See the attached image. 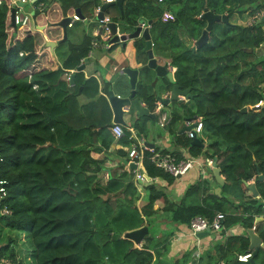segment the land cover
I'll use <instances>...</instances> for the list:
<instances>
[{"label":"trees","instance_id":"obj_1","mask_svg":"<svg viewBox=\"0 0 264 264\" xmlns=\"http://www.w3.org/2000/svg\"><path fill=\"white\" fill-rule=\"evenodd\" d=\"M39 1L46 4L38 14L47 15V30L59 29L57 38L49 36L57 41L62 29L56 22L79 9L83 18L74 19L68 28L76 21L87 24L100 3ZM204 8L226 14L227 22H214L208 41L192 49L207 24L202 18ZM165 10L174 14V20H161ZM106 11L120 33L133 32L139 18L151 21L154 55L170 61L174 82L182 90L189 88L191 95L179 102L190 106L180 112L170 108V124L175 127L197 117L203 122L198 142L192 143L185 132H176L175 138L190 156L216 161L225 180L220 195L210 192L219 186L214 177L199 178L177 202L170 200L165 187L154 180L171 184L176 177L157 167L149 152L143 167L150 180L136 184L123 147L132 143L129 128L146 135L153 120L132 114L123 135L116 138L111 131L112 109L102 94L108 92L109 83H104L101 92L95 77L86 78L83 71H77L88 58L98 23L84 30L79 40L71 42L67 34L56 48L60 64L45 67L39 60L49 54L50 47L30 26L14 30L8 0H2L0 178L6 181V194L0 197V206L8 212L0 210V257L8 264H264L263 248L252 262L237 260V254L249 251L246 231L225 236L222 230V239L197 262L191 251L171 258L168 247L173 232L164 235L196 216L212 220L216 212L225 214V229L241 224L247 230L256 215L264 213V179L254 183L257 196L246 184L264 175V104L254 107L264 101V53H254L264 44V21L256 23L264 14V0H123V18L116 6ZM244 13L253 21H232ZM21 31L27 32L13 40L12 35ZM133 44L140 63L136 96L155 111V94L169 91L173 83L147 67L143 38L134 39ZM72 73L70 84L67 75ZM244 106L247 110L242 112ZM154 149L179 154L156 145ZM142 226L148 227V233L138 246L123 237Z\"/></svg>","mask_w":264,"mask_h":264},{"label":"water","instance_id":"obj_2","mask_svg":"<svg viewBox=\"0 0 264 264\" xmlns=\"http://www.w3.org/2000/svg\"><path fill=\"white\" fill-rule=\"evenodd\" d=\"M110 6H116L119 9L121 18L124 17L123 0H114L110 3L102 4L100 7V11L97 14L96 18L102 19L104 16V12ZM74 13H75L74 15L77 18L79 19L83 18V15L80 13L79 9H76ZM202 18L206 20L207 24H206V27L203 29L200 37L194 42V46L192 47V49L198 48L208 41L209 32L211 31L214 22H219V21L227 22L226 14H222V15L215 14L212 11H209L207 8H204ZM10 21H11V25L13 27H16L13 21V10L10 11ZM144 21L145 20L143 18L138 19L139 24L143 23ZM263 21H264V14L256 20V23L263 22ZM71 22H72L71 16H66L62 18L61 20H59L58 22H56V24L60 26L62 29V38L56 42L47 40L46 44L47 46L50 47L51 50H53L58 43L63 42L67 39V28ZM84 22H87V20L84 19ZM146 23L150 24L151 21L148 20L146 21ZM108 26H109L110 35H111L108 40V43L110 44H113V43L115 44V42L116 43L121 42L122 46L125 47L127 40L143 38L145 42L143 50L147 57V62H146L147 67L153 70L156 76L166 77L171 83H173V85L171 86L168 92H165L164 94H157V93L155 94V97H154L155 104H161L162 106L171 108L173 106L174 101L179 103L182 100L188 99L191 97V95L189 94V88L182 90L174 82L173 73H172V70L169 64L167 62L164 64L159 63L158 59L154 56L153 49H152V40L150 37L148 27L142 28L140 25H138L133 32L126 33V34L124 33L119 34L118 29H117V24L115 22L113 21L109 22ZM40 28H42V26ZM100 32H101V29L99 30V33ZM87 60L88 58L83 59V62L77 67V71L84 70L85 62ZM122 76H125L126 79L122 80ZM138 76H139V68L131 67V66L122 67L117 72L118 79L114 80V82H111V83L115 84V86L122 84L123 85L122 89L124 91L129 89V91L122 93V96H121V95H116L114 93L112 89V85L108 87V92H107L108 101L113 111L112 115H113L114 123H120L124 125V121L122 118L123 114L125 112H129V111L131 112L132 110H133L135 117L138 119L143 116L149 117L152 120L156 119L157 117L156 112L150 111L148 106L143 104L140 98L136 96V84L138 81ZM73 79H74V73H72L69 76L70 84H73ZM246 110H247L246 106H244L241 109L242 112H245ZM190 119L191 118H186L185 120L188 121ZM191 126L192 124L184 125L182 129L180 130V133L186 131L187 129H190ZM144 142L146 145L154 147L153 143H149L146 141ZM195 142H198V137L193 138L192 143H195ZM129 168L136 169L137 168L136 163H133V162L129 163ZM211 171H212L214 179L219 184V186H216L215 188L210 190V192H214L215 194L220 195L221 186L224 184L225 180H224V177L220 173V168L217 166L216 161L212 162ZM179 176L180 175H178L177 177ZM146 178L149 179V177L147 176ZM263 179H264V175L258 174L256 179H254L252 182L246 183L248 185V188L251 190L254 196L258 195L255 185H254L255 181L263 180ZM258 219L261 220V218H258ZM147 233H148V227L142 226L135 230H131V231L124 233L123 237L132 240L135 246H138V244L141 242V240ZM247 233H248L249 240H250L249 249L252 250V255L254 256L260 248L264 249V243L261 241V238L257 234H255L251 229H248ZM208 234H209V230H205L203 232L197 233L196 236L203 237ZM252 259L253 257L250 258L249 261L252 262Z\"/></svg>","mask_w":264,"mask_h":264},{"label":"crops","instance_id":"obj_3","mask_svg":"<svg viewBox=\"0 0 264 264\" xmlns=\"http://www.w3.org/2000/svg\"><path fill=\"white\" fill-rule=\"evenodd\" d=\"M23 8L25 10H30V8H32V5L24 4ZM36 14L37 15L36 16L34 15V17H33V20L30 23H28L26 26L27 27L30 26V27H32L33 30L39 31L43 37V40L45 41L46 46H47V44H46L47 40L56 42L57 40L51 39V38H49V36L51 35V36H54V38H57V36L59 35V29L58 30H57V28L49 29V31H48L47 30L48 29L47 21L45 19V16L39 15L38 12H36ZM9 22H10V26L15 30L16 27H13L11 25L10 20H9ZM26 26H24V27H26ZM41 26H42V28H40ZM24 30H26V28H24ZM25 32H27V31H25ZM25 32L23 31V33H22V31H21V32H18L16 34H13L12 35L13 40L22 38L25 35ZM133 42H134V40H127V44L125 47L121 46L120 44L118 46H116L114 43L111 44L109 47L103 46V49L105 51L100 49V48H102L101 46L90 48V51L88 53V60L85 62V68L83 70L84 76L86 78H88L90 76L95 77L99 82V86H100L99 88H100V91L102 92L103 87H104V82H109L108 87L110 85H113L111 82H114V77H115V75H117V72H118V70H120V68L125 67V66H131V67L139 68L140 63L137 62V59L135 56V47H134ZM56 48H57V45L55 46V48L53 50H51L49 48L50 49L49 54H47L45 56L42 55L41 59L39 60V65L45 66V67H51L56 63L60 64V60H59L58 52H57ZM93 50H95V52H93ZM97 50L99 53L98 57L96 54ZM38 54H41V50H38ZM154 56L158 59L159 63H161V64H164L167 62L169 64V66L171 67V70L173 73V68L170 65V61L167 58L162 57V56H156V55H154ZM98 60H104V61L99 63ZM82 62H83V60H82ZM108 62L112 63V66L110 67V69L107 67ZM98 64H101L105 68V70H102L101 68H99ZM125 79H126V77L122 76V80H125ZM118 88L119 89L123 88V85L119 84L117 86L112 87V89L116 95L122 96V93L118 90ZM80 99L82 100L81 96H80ZM143 104H145L144 101H143ZM112 113H113V111H112ZM122 118L124 121V126L129 125L132 121L131 112L130 111L125 112L123 114ZM186 121L187 120L184 119V121L180 125L177 124L175 127H173L169 122L167 125L162 127V128H164L163 133H156L151 128L148 131L151 134L140 135V136L144 139V141L149 142V143H153L154 146L155 145L158 146L161 150H164L165 152L176 151L179 154H181L182 157L183 156H189V157L193 158L195 160L194 166L192 168H190L186 173H188L191 169H193L195 167L199 168L202 172L207 169L206 168L207 166H209L211 169L210 165H207V166L205 165L206 162L203 159L202 155H199L197 157L190 156L187 152V148L179 145L177 139L175 138V133L176 132L180 133V130L182 129V127L184 125H186L185 124ZM112 122H113V115H112ZM155 122H156V124H158L156 120H155ZM190 122H191V120H190ZM129 129H133L136 132V130L134 128H129ZM112 148H114V145H112ZM181 156H178V157L181 158ZM186 173L179 176V177H176V179L171 184H167L165 181H161L158 179H155L154 181H159L158 183L160 185H162L163 187H165V192H168L169 199L174 198L173 200H175L176 198L179 199L183 195V192L185 191V189L187 188V186L189 184H192L196 180L201 178L200 176H198L195 179V175H192V176H190V179H187V178L183 179V177L186 175ZM205 175L209 179H210V177H211V179L213 178L212 173H207L205 171ZM149 180L150 179H146V181H148V182H149ZM143 184H145V182ZM141 194H142V196H144L145 191L144 190L141 191ZM155 205H156V207H158L157 204H155ZM171 231L173 232V236L171 237V243H170L171 248L169 251V256L173 259L181 258L186 251H191V253H194L195 251L200 250V256L198 258V260H199L205 251H207L209 248H212L216 241L222 239L219 232H216L214 239H212V238H204L203 239V237H197V236L195 237V236L190 234V230H189L187 225H178L175 228H170V232ZM244 233H243V235H244ZM259 235H260V232H259ZM195 245H199L200 249L194 248ZM249 251L252 252V250H250V249H249ZM252 257H253V255H252ZM252 261H253V259H252ZM242 262H245V261H242ZM219 264H223V262L221 261Z\"/></svg>","mask_w":264,"mask_h":264},{"label":"built area","instance_id":"obj_4","mask_svg":"<svg viewBox=\"0 0 264 264\" xmlns=\"http://www.w3.org/2000/svg\"><path fill=\"white\" fill-rule=\"evenodd\" d=\"M100 3L96 6L94 10V17L97 16V14L100 11V7L104 3H110L114 0H99ZM162 1V0H159ZM2 0H0L1 4ZM10 11L13 10V21L16 26H26L28 23H30L33 20V17L36 12L43 13L45 10L46 4L44 2H40L39 0H8ZM24 4H30L32 5V8L30 10H25L23 8ZM263 14V13H262ZM262 14L259 15V17L262 16ZM77 18L74 14L72 15V21ZM162 21H169L174 20V14L169 11L165 10L162 13L161 16ZM98 21V28L95 31V38L91 41V48L97 47V46H106L109 47L111 44L106 43L108 42L110 38V29L108 26V23L111 22L110 15L107 14V11L104 12V16L102 19H97ZM253 21V18H251L250 22ZM249 22V23H250ZM72 23V22H71ZM70 23V24H71ZM69 24V25H70ZM68 25V26H69ZM142 28L150 26V24L146 23V20L138 24ZM101 29V32L99 33V30ZM99 37V39L97 38ZM67 80H69V75H67ZM106 99L108 100V95L106 93H102ZM264 101H260L258 104H256L254 107H258L263 105ZM157 114L156 121L159 126L164 127L167 125L170 120L171 116L169 112H166L163 110V106L161 104H156L155 111ZM191 120V122H190ZM185 122L186 125L192 124L190 129H187L185 132L186 136L188 138H195L197 137L203 128V122L201 117L193 118ZM123 126L120 123H114L113 127L111 128V131L113 132L114 136L116 138L123 135ZM130 136L129 138L132 140V143L130 146L123 147L125 152L127 153L128 159L126 160L127 165L129 166V163L133 162L136 163L137 168L132 169L134 172V178L136 184L140 185L146 182L145 178V170L143 167V160L145 157V153L149 152L151 153V160L154 162V164L163 169L164 171L172 174L173 176L177 177L178 175L185 174L190 168L194 166L195 160L189 156H181V158H178L176 155L171 153H161L154 149V147L148 146L145 144L144 139L137 135L136 132L133 129H130ZM3 160L1 151H0V163ZM212 160H207L206 164L212 166ZM203 178L209 179L205 175V171H203ZM1 175V170H0ZM211 180V177H210ZM6 181L2 178H0V197L5 196V186L4 184ZM0 210L3 213H7L8 209L6 207H1ZM225 214L223 212H216L213 216L212 220L196 216L187 225L190 234L195 236L197 233L203 232L205 230L215 231V232H222V230H225V236L234 235V234H243L247 230L245 227L241 224H235L229 228H224L223 220H224ZM258 218H261L259 220ZM251 229L255 234H257L261 241L264 243V213L256 215L253 224L249 228ZM259 232L262 234V236L259 235ZM193 254L194 261L197 262L198 258L200 256V250L195 251ZM252 257V252L248 251L246 253H239L237 254V260L238 261H247L249 258ZM9 261L7 259L0 257V264H8Z\"/></svg>","mask_w":264,"mask_h":264},{"label":"rangeland","instance_id":"obj_5","mask_svg":"<svg viewBox=\"0 0 264 264\" xmlns=\"http://www.w3.org/2000/svg\"><path fill=\"white\" fill-rule=\"evenodd\" d=\"M108 13V12H107ZM45 16V19L47 21V18H46V14H44ZM89 18V22L87 24L85 23H81L80 21H76L72 27H69L67 28V34H68V40L73 42V41H76V40H79L80 38H82L83 36V31L86 30L87 32L90 30V29H93L95 28V26L97 25L98 21H97V18L93 16V14H89L88 16ZM251 20V16H247L246 13H244V15L242 16L241 19H238V18H235L234 20L232 19V21H235L237 23H240V24H248ZM99 25V24H98ZM98 28V27H97ZM96 28V29H97ZM119 34H121L119 31H118ZM82 36V37H81ZM99 39V37H97ZM108 43V42H106ZM121 45V42L119 43H116L115 42V45L118 46V45ZM127 44V42H126ZM102 48H100L101 50L105 51L103 49V46H101ZM249 53H251V50H247ZM93 52H95V50H93ZM254 53L257 55H260V54H263L264 53V44H262L260 47H257L255 50H254ZM96 54H97V57L99 55L98 53V50L96 51ZM158 55V54H157ZM136 56V54H135ZM58 57H59V54H58ZM104 60H98L99 63L103 62ZM112 66V63L111 62H108L107 64V67L110 69V67ZM98 67L101 68L102 70H105V68L101 65V64H98ZM163 78V77H161ZM117 75H115L114 77V80H117ZM105 83V82H104ZM109 83V82H108ZM261 84V83H260ZM115 86V84L112 85V87ZM105 89V88H104ZM115 89V88H114ZM118 90L121 92V93H125V92H128L129 89H127L126 91H124L122 88H118ZM164 94V93H163ZM81 101H84V98L82 97V100ZM184 102V101H183ZM173 106L180 112L182 110V107H185V106H190L189 103H178L176 101L173 102ZM163 110L166 111V112H169L170 111V108L164 106L163 107ZM133 111V110H132ZM131 114H134L133 112H131ZM148 130H147V134H151L149 133L148 131L152 128V130L156 133H163L164 132V128H162L161 126H159L158 124H156L155 120L151 121L148 123ZM138 135H144L143 133H140V132H137ZM192 175H195V179L196 177L200 176L201 178H203V172L199 169V168H193L191 169L188 173H186V175L183 177L184 178H187V179H190V176ZM210 180V179H208ZM184 181V180H183ZM192 182V181H191ZM159 186H161L163 188L162 185L159 184ZM174 198H171L170 200L174 201V202H177L179 199H175L173 200ZM162 228H164V226L162 225ZM165 229V228H164ZM173 231V230H172ZM170 232V229H167L165 231V234L164 235H168ZM216 235V232L215 231H210L208 235L206 236H203V239L204 238H212L214 239ZM217 238V237H216ZM169 249L171 248V245H169L168 247ZM194 248L196 249H200V246L199 245H195Z\"/></svg>","mask_w":264,"mask_h":264},{"label":"clouds","instance_id":"obj_6","mask_svg":"<svg viewBox=\"0 0 264 264\" xmlns=\"http://www.w3.org/2000/svg\"><path fill=\"white\" fill-rule=\"evenodd\" d=\"M17 27V26H16ZM122 34V33H121ZM124 34H126V33H124ZM107 95H108V93H106ZM109 102V101H108ZM252 182V181H251Z\"/></svg>","mask_w":264,"mask_h":264},{"label":"flooded vegetation","instance_id":"obj_7","mask_svg":"<svg viewBox=\"0 0 264 264\" xmlns=\"http://www.w3.org/2000/svg\"><path fill=\"white\" fill-rule=\"evenodd\" d=\"M168 92V91H167ZM189 99V98H188ZM188 99H184V100H188ZM146 105V104H145ZM191 119H193V118H191Z\"/></svg>","mask_w":264,"mask_h":264}]
</instances>
